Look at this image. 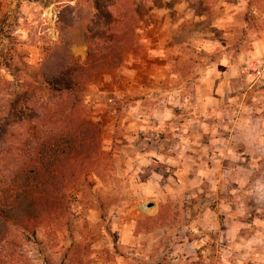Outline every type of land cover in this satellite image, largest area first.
<instances>
[{
    "label": "rangeland",
    "instance_id": "obj_1",
    "mask_svg": "<svg viewBox=\"0 0 264 264\" xmlns=\"http://www.w3.org/2000/svg\"><path fill=\"white\" fill-rule=\"evenodd\" d=\"M190 1L195 4L190 6L185 0H139L138 27L157 18L160 21L169 12L177 20L180 12L174 7L183 4L185 12L181 14L187 16L179 23L181 39L174 50L179 53L177 64L182 70L205 67L209 58L194 40H189L198 29L197 23L203 24L209 35L213 33V59L221 56L222 60V52L227 51L228 59L234 62L238 59L236 49L242 44L241 64L257 59L250 51L262 37L264 0ZM96 3L101 6L105 1L0 0V125L18 110L23 117L33 115L16 110L17 100L30 97L28 106L34 96L45 101L40 63L45 51L58 44L62 32H68L73 41L72 55L79 62L85 59L77 16L86 13L85 20H98L106 9L94 11ZM223 5L226 10H220ZM212 20L221 26H208ZM102 24L99 21L97 25ZM82 26L91 27L86 21ZM139 40L131 53L142 47ZM109 72L114 70L105 71ZM98 75L88 83L96 82ZM88 90L87 84L83 101ZM84 107L90 116V106L84 102ZM25 119L17 130L25 127ZM102 140L100 135L93 165L76 175L61 192L57 222L34 219L6 226L0 246L2 264H264V155L248 156L253 164L250 170L247 163L243 166L246 157L237 154L223 158L212 182L202 181L200 191L189 197H169L160 203L161 211L153 217L139 212L151 207L124 184L126 179L114 166V143ZM157 165L155 171L164 173L161 162ZM148 173L145 170L140 174L145 177ZM130 223H135L133 229L128 227ZM164 225L166 229L152 232Z\"/></svg>",
    "mask_w": 264,
    "mask_h": 264
},
{
    "label": "crops",
    "instance_id": "obj_2",
    "mask_svg": "<svg viewBox=\"0 0 264 264\" xmlns=\"http://www.w3.org/2000/svg\"><path fill=\"white\" fill-rule=\"evenodd\" d=\"M185 6L174 8L181 14ZM180 14L176 20L164 13L162 20L139 26L135 37H140V50L128 53L114 72L100 73L84 95L103 143H114V166L126 179L124 184L153 203L139 211L148 215H155L169 197H189L200 191L202 181L212 182L223 158L246 157L243 166L247 163L250 170L248 156L264 155V75L254 80L244 71L243 44L234 62L227 51L222 60L213 59L216 40L201 23L189 40L209 58L205 67L182 70L179 53H174L181 39L179 23L187 16ZM219 21L208 26H221ZM250 53L264 63V29ZM81 55L87 56L84 44ZM159 162L164 173L155 171ZM145 170L149 173L141 177ZM128 227L133 229L135 223Z\"/></svg>",
    "mask_w": 264,
    "mask_h": 264
},
{
    "label": "trees",
    "instance_id": "obj_3",
    "mask_svg": "<svg viewBox=\"0 0 264 264\" xmlns=\"http://www.w3.org/2000/svg\"><path fill=\"white\" fill-rule=\"evenodd\" d=\"M104 1L94 6L98 13L106 9L98 20H85L86 13L77 16L82 34L79 43L86 46V58L79 62L71 54L73 41L68 32H62L58 44L45 51L40 63L45 101L34 96L28 106L30 97L17 100L16 110L33 115L23 117L18 110L0 125V246L7 225L34 219L57 222L61 192L96 160L101 130L87 115L83 94L90 80L117 69L133 51L140 20L139 0ZM187 1L190 6L195 4ZM83 21L91 27L83 29ZM99 21L103 24L97 25ZM24 119L25 127L17 130ZM2 256L0 250V264Z\"/></svg>",
    "mask_w": 264,
    "mask_h": 264
},
{
    "label": "built area",
    "instance_id": "obj_4",
    "mask_svg": "<svg viewBox=\"0 0 264 264\" xmlns=\"http://www.w3.org/2000/svg\"><path fill=\"white\" fill-rule=\"evenodd\" d=\"M243 69L245 72L249 73L254 80H259L264 75V63L259 59L244 65Z\"/></svg>",
    "mask_w": 264,
    "mask_h": 264
},
{
    "label": "water",
    "instance_id": "obj_5",
    "mask_svg": "<svg viewBox=\"0 0 264 264\" xmlns=\"http://www.w3.org/2000/svg\"><path fill=\"white\" fill-rule=\"evenodd\" d=\"M152 204H153V203L148 202V203H147V206L150 207V206H152Z\"/></svg>",
    "mask_w": 264,
    "mask_h": 264
}]
</instances>
